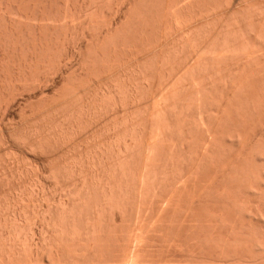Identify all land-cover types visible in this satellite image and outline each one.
<instances>
[{
	"label": "bare ground",
	"instance_id": "bare-ground-1",
	"mask_svg": "<svg viewBox=\"0 0 264 264\" xmlns=\"http://www.w3.org/2000/svg\"><path fill=\"white\" fill-rule=\"evenodd\" d=\"M73 1H74V4L73 5H70L71 4L70 3L71 0L70 1L69 0H0V96L1 97L3 96V99H5L6 97L3 94L8 93L7 91H10L9 93L13 97V95L15 96L17 94V92H19L20 90L23 93H24V91H27L26 89H29L30 91L32 89V92H34L37 89L40 90V91L38 90L40 92V94L38 96L36 94H35L36 97L33 96V98L35 99V100L33 99L34 100L33 102H31L32 101V98L30 99L29 98L30 96L28 98L31 101L26 97L30 102L27 105L26 102H28V100L26 99L27 101L26 102L24 101L25 104L23 103V106L25 105V109H22L21 107H23V106L21 105V107H20V105H19V107L22 109V110L20 109L22 114L24 112L29 111V112H27V114L26 113H24L25 115L23 114L25 117L27 115H29V117H30V115L33 116L35 114V113H32L33 111L34 112L36 110L39 111V110H41L40 108L50 105L49 103H51L53 101L56 103L57 101L63 100V99H65L68 96L69 97H72V96H70L71 94L72 95H74V93L77 94L78 93L77 91L79 89L80 90L81 89H84L82 87L86 86L87 84L89 85V83L92 82V80H93L92 78H94V77L95 78L96 77H99L100 78L102 75H104L106 73L109 74V72H112L115 69H116V71H118L117 70L118 68L121 69L123 66H125V64L127 62L131 61L133 58H136V57L138 58V56L140 54H144L145 52L150 51L154 46L158 45L161 41H163L162 40L163 36L165 38H166V36H167V38H169L170 36L168 37L167 33H165V30H166V32H169V31H171L172 33L175 32V35H176V32L180 31L182 28L185 29V28H187L189 26H192V25L198 24L200 22H204V21L208 22L207 20H210V22H212L211 19L213 17L215 18L216 14L218 13V9L220 11L221 10V7L225 8L223 6L225 3L227 5L228 4L229 5L231 4L230 3L231 0H73ZM243 1H247V4H249L253 0L252 1L251 0L250 1L249 0H243ZM232 2H233V0H232ZM234 2H236V0ZM233 3L231 4L232 6H233ZM255 3H254V5H256ZM261 3H262V1H261ZM234 5H235V3H234ZM236 5H237V3H236ZM251 5H253V4H251ZM252 7H254V6H252ZM107 8H108L107 12L109 11V15H105L104 14V10L106 11ZM228 8H230V7L228 6ZM234 8H235V6H234ZM234 8H232V9H234ZM258 8L256 7V9H258ZM99 10H102L101 13L103 12V14L106 17L104 18V21L105 22L104 21H101V22L99 21V24H98V22H96V24L100 25V26H98V25L96 26L95 25V20L93 21L94 23L92 22V20L96 16L98 17L99 14H100L99 17L101 16V13L100 12H97ZM253 10H255V9L253 8ZM261 10H262V8H261ZM261 10H260V14H261V16H263ZM256 11H257L255 13L256 14V17H257V15L260 16V14H257V13H259L258 10H256ZM246 12L248 13L249 11H246ZM252 12L253 13L251 15L253 16V14H254L255 11H252ZM97 13H99V14H97ZM103 14H102V16H103ZM218 14H220V12ZM249 14H250V12H249ZM16 15H17V17H20L19 15H21V17L24 18V19L27 18V22H26V24L24 26H23V23H22L24 21H22L20 18L17 19ZM251 15H248V16H250V18H252ZM102 16H101V20L103 19ZM118 17L120 18V21H118L119 20ZM242 17H245V16H242ZM256 17L254 16V18H256ZM254 18L253 19H250L249 22L253 21ZM258 18L260 19L261 17H257L256 19L258 20ZM97 19H99V18H97ZM69 20H72L73 22L72 21L71 22L73 24L70 25L69 23H71V22L68 23ZM239 20L241 22V19H239ZM20 21H22V22H20ZM263 21H264V19H263ZM206 22H204V23L206 24ZM242 22H241V24H242ZM245 22L243 24H246ZM100 23H104V24H100ZM204 23H203V25H204ZM234 23H239V22H234ZM252 23H250V25L248 23L249 27L246 28V29H244V30L240 27L241 29H238V31H235V29H234V31L232 30L233 33H232V31H231V33L227 31V33L229 34V37L225 35L226 38H228V39H226V38L223 39L222 41L226 40V41H224L225 43H223V44H220L221 42L218 43V40H217L218 37H216L217 39H214V37H213L214 35H213L212 37H213L214 40H216L217 44H215L216 42H212L211 45L208 44V47L205 45L207 49H203V48H205L203 46H202V48H200L199 47L200 45L199 46H196L197 49L199 48V51H198L199 56H198V58L199 57L200 58H199L198 61H200V60L201 61L197 63L198 65L196 64L197 65L196 67H194V65H192V67H194V68L192 69V67H191V70L189 69L190 66H189V68L186 67L188 69V71L190 70L189 71V74L185 70L188 75L183 73L184 75H186V77L184 75H182V74H179V75H181V77L184 76L185 78H188L187 76H189V78L187 79V81L190 82V84L189 83H187L189 85L182 84V82H184V80H185L184 77H183L182 80L180 82L178 81L179 83H177V85L179 84V85L183 86L182 88L180 86H175V84H173V86L175 87V90H173L174 93L171 91L172 96H170V94H169V96H164L165 98L162 96L164 98L163 99V104L164 105L161 104L162 102L161 103L159 102L160 100L159 101L157 100L160 103V104L159 103L158 104L159 105H162V108L160 106L159 112L154 113L156 115H154L153 116L154 117L153 120H151V121H153V124H155V125L152 124L153 125V128H155V127L157 128L158 127L157 125H160L159 127H165V130L167 129L168 131L169 130L172 131L173 129H177L179 127V128H181V129H178V130H180L179 133L180 132L181 133H183V132L186 133V131H188V130H185V128L191 127V126H193V124L197 127V128L194 127L196 129V132L194 130H193L194 132L192 131V133H194L193 136H192V133L190 132L191 130L188 131V132L191 133V136H187L184 133L182 134L183 135L182 141H184V142L182 143L181 147L180 146H178V147L176 146L179 150L178 149H176V150L175 149H173V150L170 149L172 151L171 152L168 151L169 154L171 153V156H172L170 158L171 159L170 163L169 162H166V160L169 159V158H166V160L164 159L166 165L171 164V166H173V167H171L169 165V167H167L165 169L167 171L170 170L169 172H167V171L164 172L166 174L168 173V175H166V174L163 173L165 177L168 176L166 178V180H168V178H170V179H169V181H166V180H164L165 178H163L164 176L162 175V180H164L162 182L169 183L171 181L170 183L172 185L169 184L171 187L173 185H174V187H176L175 186L176 185L175 183L178 180H180L182 178V176L184 175V173H183V171H184L183 170L184 164L183 163H185V162L187 163L186 160L189 159L187 157L190 154H192V152H193V150H191V149H193V147L196 146V144H195V146L193 145V147H192V144L196 143V141L198 142L199 141V138L202 136V134L205 133V132H203L204 131L203 128H204V125H205V123H204L205 120L208 117H211L212 116V114H213L212 111L213 112L215 111L214 110V107L216 109L217 108L216 106H218V104H220V103L222 104L221 100H222V98H224V97H222L224 95L223 94V91H224V89H226L225 91H227V88L226 87H223L222 83H220L221 81H224V80H220V82L219 81L211 82L212 85H210L209 87L212 86L211 89L213 91L211 90L212 93H210V91H208L209 89H208V86L207 85H208L209 82L208 83L206 82V81H208L206 75L207 74L210 75V73H211L212 78L214 77V79H215V77H216V79L217 78L220 79L221 78V74L224 75V72H223L224 70L222 68L224 66L225 67L228 66L227 64H226L227 65L226 66L224 62H227L228 63V61L229 62L231 61L232 63L233 62L234 63L235 62L238 63L239 61H241L243 63V61H246V60H251V61L253 60L252 62L254 64L255 63L254 61H256V60L259 59V58H257L258 55L259 54L261 55V51L258 54L257 53L253 54V52L254 51L256 52L258 47L260 48V41L264 40V33H263L264 32L263 31L264 27L261 30V32L263 31L261 33V32H258V30H255L256 27L254 28V26H251ZM216 24H217V22H216ZM239 24L238 25H235V26H238L239 27ZM203 25H201V26H203ZM207 25L210 26V24H207ZM248 25H246V26H248ZM197 27L198 26H196V28L194 27V29H197ZM211 27H213L212 24H211ZM216 27H215V29H217L219 26L217 28ZM229 27H232V26H229ZM261 27H259V28L261 29ZM253 28H254V31H253ZM206 30H207V28H206ZM222 30L224 31V28ZM190 31H191V29H190ZM202 31H203V29H202ZM207 31L209 32L210 30H207ZM171 32H170V34H171ZM204 32H206V31H204ZM220 32H221V29H220ZM220 32H219V34H220ZM254 32H257V33H255V34H257L255 37L252 36V34ZM197 33H198L197 35H199L200 41H202L201 39L203 37H200V35H202V33L200 32V34H199V31ZM206 35H208V34L206 33ZM217 35H218V32H217ZM203 36H204V34H203ZM194 37H195V34H194ZM197 38H198V36H197ZM205 38H206V36H205ZM219 38H221L220 35H219ZM254 39H256V40H254ZM84 40H87V41H85L87 43H84L83 42ZM198 40L199 39H197L196 42H199ZM207 40H205V41H207ZM194 41H195V39H194ZM92 42H94V43L92 44ZM196 42H195V45H198L199 43H196ZM208 42H209V40H208ZM202 43H204V41ZM159 46L160 45H158V47ZM182 46H185V45H182ZM162 47L164 48V46H162ZM185 48H186V46H185ZM261 48H262V46H261ZM154 49H157V48H154ZM188 49H190V48H188ZM186 50H187V48L185 49V51ZM194 51H195V48H194ZM171 52H172V50H171ZM191 52L189 54H187L188 55V58H189V55L191 54ZM181 53H179V56H180ZM155 54H152V55H155ZM174 54H176V53H174ZM174 54H173V57L172 58L177 57L176 55L174 56ZM170 56H171V53H170ZM170 56H168V57H170ZM190 56H192V55H190ZM261 56H260V58L262 59ZM168 57L165 58V59L167 60ZM263 57H264V55H263ZM137 58H136V60H137ZM179 58H181V57H179ZM188 58H184L183 61L185 59H188ZM177 59H178V57L176 59H172V60H174V62L176 60V62H177ZM152 60L154 61L156 59L153 58ZM134 61H133V63H135ZM142 61H143V59H142ZM163 61H165V60H163ZM179 61H181V60L179 59ZM149 62L146 63V64L148 65L152 61L150 63ZM159 62H160V60H159ZM256 62L259 63L260 62V59H259V61H256ZM153 63H157V61H155ZM170 63H168V64H170ZM178 63L179 62H177L175 64H178ZM191 63H192V61H191ZM247 63H248V61H247ZM250 63L247 66L246 65H243V66H246V69L245 68H242L244 70H242L241 73L238 71L241 68L240 69H237V70L236 69L231 70L232 72L230 71L231 73H229V76H231V75L233 76V74H236L237 72H239L240 74H243V75L244 74H251V75L258 74L259 76H262L263 75L262 77H264V68H262V67H259V68L256 67V69L258 68V70L255 69V71H254V69H253L254 67H251L253 64L250 66ZM158 64L159 63H157V65ZM180 64H181V62L178 64L179 65V68H181L180 67ZM222 64L224 66H222ZM127 65H129V63ZM152 65H151V67H153ZM171 65H173V64L171 63ZM181 65H182V68H183L184 67L183 64H181ZM230 65H233V64H230ZM230 65H229V67H230ZM240 65H242V64H240ZM139 66H141V65H139ZM156 66H155V68L157 70L158 68ZM249 66L253 69L252 70L250 68L251 69V73L248 72V70H247L249 68ZM132 67L133 66H131V68ZM134 67H135V65H134ZM165 67H166V65H165ZM233 67H232V69H233ZM236 67L239 68V66H236ZM167 68H168V66H167ZM150 69L151 68H149L148 70H150ZM156 70H154V71H156ZM170 70H171L172 73L175 72L172 68L168 69V71H170ZM116 71H114V72H116ZM120 71H119V73H120ZM165 71L167 73V69ZM226 71H228L227 68H225V72ZM253 71H254V73H253ZM126 72H127V69H126ZM138 72L140 73V71H138ZM150 72H151V70H150ZM142 73H141V75H142ZM124 74H126V73L124 72ZM152 74H153V72H152ZM141 75H139V76H141ZM146 75H148V73ZM146 75H144V76L146 77ZM154 75H155V73L152 75L153 76L152 77L153 79H154ZM164 75H165V72H164ZM172 75L173 74H169L170 77L168 75L167 76L165 75L166 76V80H168V77L171 80L172 79L171 78ZM174 75H176V74L174 73ZM58 76H59V78H58ZM109 76H110V74H109ZM162 76H163V74H162ZM211 76H209V81H211L210 80L211 79L210 78ZM232 76H231V78H232ZM245 76H247V75H245ZM248 76H250V75H248ZM253 76H255V75H253ZM114 77H116V75ZM145 77H144V83H145ZM149 77H150V75H149ZM118 78H120V77H118ZM150 78H148V76L146 77V79H148V80H150ZM227 78H225V79L227 80ZM231 78H230V80H231ZM57 79H58V81H57ZM96 79H98V78H96ZM103 79H105V78H103ZM120 79H122V78H120ZM123 79H126V78L124 77ZM175 79H176V76H175ZM175 79H172V80L175 81ZM219 79H217V80H219ZM223 79H224V77H223ZM148 80H146V82H149ZM131 81H133V80H131ZM160 81L163 82V81H165V79L164 80L161 79ZM160 81H159V83H160ZM187 81H185V82H187ZM124 82H125V80H124ZM126 82H128V81H126ZM134 82L135 81H133V83L131 84L132 86H133ZM228 82L229 81H227V83ZM114 83H117V82H114ZM114 83L112 84V82H111V85L117 86ZM140 83H141V80H140ZM140 83H136L135 82V85L138 84V86H137L138 88L136 86L135 87H130L128 85V87H130V88H124L123 89L124 84H123V87L122 88H121V85L119 86V88L118 87H114V88H117V89H114L113 90V93L109 89L111 91V93L109 92L111 94V95L109 94L111 96V99H113L115 102H117L119 100L116 103L117 107L119 106L118 105L119 102H121L120 105L122 107L121 110H123V112L124 111H128V109H129V106L126 105V102L127 101H128V104H129V101L130 100L133 101V102L134 101L137 102L140 99L139 96L142 94V92H141L140 89H142V88H139V87L144 86L143 83L141 85H139ZM150 83H151V81H150ZM163 83H165V82H163ZM224 83H225V81L223 82V84ZM162 84H159V87ZM111 85H109V86H111ZM145 85H146V83H145ZM167 85H172V84L170 83V84H167ZM166 86H164V89H165ZM225 86H228L229 87V85H227V84ZM89 87H91V83H90V86ZM174 87L171 88V86H170L171 89H174ZM176 87L177 88L180 87L181 90L179 89V90L176 91V89H177ZM86 88H88V87H86ZM131 88H133V89H131ZM146 88H145V90H146ZM149 89H150V87H149ZM151 89H152V87H151ZM168 89H169V87H168ZM142 90L145 92L144 89H142ZM166 90H167V88H166ZM166 90H164V93H165ZM30 91H29V95H31L30 94L31 93ZM87 91H88V89H87ZM147 91H149V90H147ZM21 92H20V94H21ZM103 92L104 91H102V93ZM156 92H157V90H156ZM161 92H162V90H161ZM167 92L170 93V90L167 91ZM262 93H264V91H262ZM154 94H153V96H154ZM102 95H101V97H102ZM105 95H106V92H105ZM149 95H151V97H152L151 92H149ZM157 95H159V94H157ZM207 95L210 96V97H208ZM7 96H8V94H7ZM106 96H108V95H106ZM110 96L107 97L108 99L106 98L107 102L110 100L109 99ZM12 97L9 96V99L12 100L11 99ZM76 97L77 96H75V98ZM80 97H79V99L81 100L84 96L82 97V94H81ZM89 97L87 96V98H89ZM144 97H145V94H144ZM144 97L142 95L141 98H144ZM148 98H149V96H148ZM68 99L70 100V98H68ZM103 99H104V97H103ZM116 99H117V101H116ZM155 99H157V98L155 97ZM158 99H160V98H158ZM71 100H73V99H71ZM77 100H78V98H77ZM106 100H103V102L104 101L106 102ZM113 100H111L109 102V104L111 102H113ZM140 100H142V99H140ZM140 100H139V102H140ZM2 101H4V100H2V98H1V103H0L1 105L3 104ZM76 101H74V102H76ZM142 101H144V100H142ZM98 102H99V99H98ZM98 102H96V103H98ZM105 102L103 103V105L106 104ZM136 102H134V103H136ZM148 102H150V100ZM248 102H249V100H248ZM7 103H8V107H9L10 106L9 104L11 102L8 101ZM77 103H76V106H78ZM142 103H144V102H142ZM156 103H155V105H156ZM82 104L83 105H81V107H82L81 110L79 111V109L77 108L78 111L77 110L75 111L76 114L78 112H80L81 113V117L82 116H87L85 114H86V112H88V110L92 106V105L90 106V104H88L90 107H89L88 110H86L87 108H85V110H86V112H85V110H83L84 109L83 108L84 103H82ZM249 104H250V102H249ZM111 105L113 106L115 104L113 103ZM116 105H115V107H116ZM135 105H133L134 106V109H136L135 108ZM145 105L143 104V107H145ZM151 105H153L152 108L154 109V106L155 105L154 104H151ZM2 106L0 107V110L1 111L4 110V109L2 110V108H3ZM4 106H6V104ZM147 106H148V104H147ZM8 107H5V109L7 108L6 109L7 112L10 110V109H8ZM107 107H109V106H107ZM157 107L159 108V106H156L155 109ZM92 108H94V107H91V109ZM126 108H128V109L126 110ZM246 108L247 109H246L245 116H244L246 118V119L244 118L246 120V122H244L245 120H243V122H242V123H244V125L246 123H248V122H251L252 119L255 120V116L256 115L258 116L259 113L261 112V110L264 109V96L258 97L255 100V102H254L253 105L250 104L248 107L246 106ZM118 109H119V107H118ZM137 109H138V112L136 114L139 115L141 113V110L139 111V106L137 107ZM140 109H144V108L141 107ZM147 109L148 108L145 107L144 110H147ZM192 109H194V111H195L194 115H192V113H191ZM6 110L4 112H6ZM101 110H104V109H101ZM107 110H108V108L106 109V112H107ZM149 110H150V108H149ZM217 110H218V108H217ZM82 111L84 112V115L82 114L83 113ZM115 111H116V109H115ZM7 112H6V114L5 113H3V114L1 113L2 116H3L1 118L2 121H3V119H6L7 118V117H5L8 114ZM30 112L32 114H28ZM75 112H73V115H71L69 113L70 116H73V117H71V119L72 118L77 119L76 117L81 118L79 114H77V116L74 117ZM91 112H92V110L89 111L87 114L90 115V114H92ZM100 112H102V111H100ZM100 112H98V113H100ZM113 112H114V110H113ZM135 112H136V110H135ZM21 113H20V115H21ZM117 113H118V110H117ZM97 114L95 113V117H96ZM118 114H120V113H118ZM136 114L134 113V116H136ZM141 114L143 116L145 113L143 114V111H142ZM98 115H101V114H98ZM121 115L124 116L125 114H121ZM129 115H130V113H129ZM125 116L127 117V114ZM131 116H133V114ZM61 117H62V115H61ZM87 117L90 119L89 116H87ZM126 117H124V118L127 119ZM133 117H131V119H133ZM140 117H141V115H140ZM140 117H139L138 120H140ZM69 119H70V117H69ZM148 119H152V118L149 117ZM86 120L87 119H85V121ZM96 120L98 121V119H96ZM145 120H147V118ZM32 121H34V120H32ZM52 121H54V120H52ZM85 121L83 120V122H85ZM125 121H127V120H125ZM130 121H133V122L135 121L136 122V120H130ZM144 121H142V123ZM151 121H148V122H151ZM63 122L65 123L64 120H63ZM75 122H72V123H75ZM64 123L62 124V121H61V124L62 125H64ZM67 123H65V124H67ZM87 123H89V122L87 121L85 124H87ZM106 123H107V121H106ZM120 123L122 124L123 122L120 121ZM120 123H119V126H120ZM70 124H71V122L68 123L67 125H70ZM57 125H59V123ZM80 125H82V124L80 123ZM132 125H134V124H132ZM138 125H137L138 127H136V123H135L134 126L136 128L132 126L131 128H128V130L126 129L127 127L124 125L126 127L125 128L126 130L123 128V130L125 132V135H123V134H121V135L124 136V137L122 136V138H124L125 141L123 143V146L120 145V147L118 149V153L119 154L116 153V154H118V156L119 155L121 156V159L119 158L120 159L119 160V163H118L119 166L117 165L118 166L117 168L119 169V171L116 170V173H117V171L119 172L120 180L118 181V180L115 179L116 180V183L118 182L117 184L115 183L116 185H114L113 183H111V184H113V185H111L110 182H109V185L104 183L106 185V187L101 188L102 191H103V193H104V195L102 194V196L104 197V199L101 198V201H102V199H103V201L102 202L99 201L102 204H100V203L99 204L98 203L96 204V206H98V209H100V210L96 211L95 210V207L92 205V203H91L92 202L91 201L92 200L91 199L92 198L91 190L88 189L89 187L88 188L85 187L84 183H82L81 185H79L80 183L78 184V181L76 180L77 181V184L76 185H78V186H75L71 190L69 189L70 190V191H68L69 196H71V198L75 199L74 201H72V202H74L73 203V207H75V208H71V210L72 209L73 210L72 211L71 210L68 211V209L66 208V207H68V205L66 206V202L63 201L64 204H65L64 205L65 207L63 208V204H62V208H63L62 210L63 211H61V212L64 213L65 212L64 210L66 209V212L64 213V214H66L65 216H68L69 214L67 215V213L70 212V211L71 212H74L75 211V213H73V215H72V213L70 212L71 213V215H70L71 217L68 216V218L66 217V219H65V217L63 219H61V221H63L65 219L64 220L65 222H61L62 224L59 225V226H58V224H56L54 222V225L55 224L57 225V226H55L56 228L54 229L55 236H56V232H57V236H56L57 238H54L55 241L53 240L55 242V245H56V246L54 245L55 246V249L52 247L53 249H50L51 251L49 250V253H50L49 254L50 255V257H49L50 258L49 264H108V263L109 264H125V262H127L126 260H128L127 257L129 255V253L127 252L128 250L126 251V248L128 247L127 246V243L128 242L125 243L124 241L125 240L126 241H129L130 240L129 239V237H130L129 235L130 234L128 235V233H130L131 231L129 232L130 229H129L128 223H130L131 219L134 218L133 216H134L135 210H136V209H134L135 208L134 207V204L136 203V202H134L135 201V195L134 194H135V191H136L135 189H136V186H137L136 185V183H137L136 180H137V177L139 176V175L137 176V174H138V172H137V169L138 168L137 167H139L138 164H139V161L141 160V159H139V157H140V150H141L140 149V144H142V143H140V141H142L141 140V137L143 139V136L145 135V134L144 135H141L142 130L145 132L144 129L140 130L141 132H139L140 125H142V124L140 123ZM244 125L242 124L239 127H235V130L233 132H231V130H230L231 133H230L229 138H230V142H231V147L229 149L230 150L229 152L235 151L236 150V147L235 146H238V144H239L238 147H240V144L243 143V140L245 139V135H246L245 134V130H244L245 128L242 127ZM129 126H131V125H129ZM175 126H178V127L176 128ZM61 127H63V126H61ZM74 127H72V129H74ZM114 127H115V125H114ZM121 127H122V125H121ZM245 127L247 129V126H245ZM58 128H53V130L54 129H57L58 130ZM70 128H71V126H70ZM83 128L85 129V127H83ZM116 128H117V124H116ZM141 128H143V127L141 126ZM51 129H52V126H51ZM59 129H62V128H59ZM90 129H92V128H90ZM189 129H191V128H189ZM44 130H45V128H44ZM70 130L71 129H69L68 131H70ZM118 130H120V129H118ZM129 130H130V132H129ZM79 131H80V129H79ZM160 131L162 132L161 129H160ZM48 132H50V131H48ZM57 132H59V130ZM120 133H122V132H120ZM66 134H67V132H66ZM156 134H157V132H156ZM228 134H229V132H228ZM53 135H56L57 136V134H54V133H53ZM69 135H73V134L70 133ZM74 135H75V133H74ZM121 135L118 136L119 139H120ZM154 135H155V133H154ZM160 135L158 134V136H160ZM184 135H186L187 137L184 136ZM257 135H259V134H257ZM259 136L260 137H258V138L256 137L258 140H257V142H255L254 147H252L253 149L252 148H251L252 150L250 149L251 150V153L249 152L250 154H247L246 155L247 157L243 158L244 160H240L239 159L240 160V163H241V164L239 163L240 165H237L236 167L233 165L232 166L233 169H231V167H229L230 170H229V168L227 166L228 172L224 170L225 171V174L223 173L224 175H222V177H221L222 179L220 178L221 180H220L219 184L217 185V187H215L214 189H211L210 192L208 191L209 193L207 192L208 193L207 194L208 195L207 196L208 200L205 201L204 199H202L203 201H201L199 199L201 202L198 203V205H196L197 206V209L195 211L196 213L194 214V216L192 215L193 217H191V219L192 218H195V220L197 219V223L198 224L195 223L197 225H194L193 224V226L191 224V227H190V232L191 233L188 232L189 231V226H187L188 227L187 229L185 228V232H186V233L184 232L185 234L182 231V233L184 234V237H183V234H182L181 235L182 238L180 237L181 241L179 243L180 244L183 243V240H184L185 243H183V244H185V245H184V248H183L182 247L183 244H181V246H180L181 251H179V252H177L175 248H174L175 251H171L172 252L171 255H173L172 258L176 256L174 258V260L172 259L173 262L174 261H176V262L177 261H180L181 263H186V262L188 263L189 262L188 264H190V262H192V261H193L194 264H264V129L260 130V135ZM177 137H179V134H178ZM189 137H190V139H188ZM156 139H157V137H156ZM228 139L226 141H228ZM200 140H201V138H200ZM252 140H253V138L251 139V141ZM144 141H145V139H144ZM193 141H194V143H193ZM162 142H161V144H162ZM189 143L191 145H188ZM223 143H225V142H223ZM119 144H120V142H119ZM197 144H199V143H197ZM229 145H230V143H229ZM233 145H235L234 146L235 149L233 148V150H231V148L233 147ZM248 145H250V144L248 143ZM190 147H191V149H190ZM246 147L247 146H245V149H246ZM171 148H174V147L171 146ZM228 148L226 150V147H225V149L223 148L221 150H223V152L225 150L228 151ZM225 152L222 153V155H223L224 158L226 157V154H227V152L226 153ZM158 154H160V153H158ZM169 154H167V155H169ZM224 154H225V156H224ZM232 155H233V153H232ZM141 156H143V155L141 154ZM156 156H157V154H156ZM227 156H229V155L227 154ZM224 158L222 159V157H221L220 159L224 160ZM227 158L228 157H226L225 159H227ZM138 159H139V161H138ZM217 160H218V158H217ZM241 161H243V166H241L242 165V162ZM179 163L180 164L182 163V164L180 165ZM231 165H232V163H231ZM156 166H158V165H156ZM172 168L174 170H172ZM224 169H225V166H224ZM107 172H108V170H107ZM154 172H155V170H154ZM170 173H171V177L169 176ZM158 174H157V176H158ZM55 175H57V174H55ZM153 175H154V173H153ZM20 177H21V175H20ZM155 178H154V180H155ZM152 179H153V176H152ZM172 181H173V183H172ZM162 182H160V183L163 184V185L166 184V183L164 184ZM158 183H157V185L159 186L160 184H158ZM200 183L202 184L201 179H200V182H198V184H199L198 187H200ZM85 184H88V183H85ZM163 185H161V186H163ZM166 185H165V187L166 188L168 187L169 188L168 191L170 192V187L168 186V184H166ZM161 186H159V188H156V190L158 189L157 191H155L153 189L154 190L153 192H155L154 193L155 194L154 195L155 196V201H156V198L158 200V202L157 201L156 202L154 201L156 203L155 206L156 205L159 206L161 203H163L162 202L163 199L161 200V198L164 195L166 197H169L170 196V195L167 196L169 194V192L167 190H165V187H161ZM160 188L161 189L163 188V190H161ZM26 189H28V188L26 187ZM199 189H202V188H199ZM23 190H25V189H23ZM172 190H173V188L171 189V191ZM19 194H21V193H19ZM100 194L101 193H99V195ZM5 196H6V194H5ZM148 196H150V195H148ZM21 197H23V196H21ZM18 198H19V196H18ZM159 199L161 200L160 201L161 203H159ZM7 200H9V199H7ZM96 200H98V199H96ZM185 200H186V203H187L188 200L187 199H184V201ZM199 200L197 202H199ZM17 202H18V199H17ZM69 202H71V201L69 200ZM150 202H151V200H150ZM183 202H182V205H180L181 207L184 206V205H187V204L189 206V204H190V202L187 203V204L185 202H184L185 203L184 204ZM157 203H159V204H157ZM152 204L154 205V203H152ZM92 206L94 208H92ZM57 207H59V206H57ZM160 207H161V205L159 206V208ZM181 207L180 208L178 207V208H179L180 211L183 212L184 211V208L186 206L183 207V208H181ZM59 208H61V207H59ZM153 208H156L157 209L158 207L156 206V207H153ZM153 208H151L152 211H153ZM159 208L157 209L158 211H159ZM92 209H94V211H96L94 213L98 214L97 217H94V219H93V216H95L96 214L95 215L92 214L93 213V210ZM96 209H97V207H96ZM187 209H188V207H187ZM109 210H110V213L112 211L114 212V210H115V213L112 212V214H114L113 215V219H112V221L114 220L113 221L114 222L113 223L114 225L112 223H111V226H109L107 224V226L109 228L106 229V230H108L107 233H106V232H103V230L105 228L104 229L101 228L102 226L100 225L101 226L100 227L98 225V223L97 222H93V220H96L95 218H98V217H100V219H101V217L105 214L106 211H107L108 214H110L109 213ZM146 210H147V208H146ZM146 210H145V212H146ZM151 210H148V211H151ZM156 211L154 213H156ZM174 211H176V210L174 209ZM59 212H60V209H59ZM184 213L181 214V215L178 214V213L176 215L175 214H173V215H175L177 217H178V215L181 216V217H182V215L183 216L185 215L184 217H187L186 219L188 220L189 215L186 216V213L185 214ZM187 213H189V212H187ZM62 214H61L60 217H62ZM64 214H63V216H64ZM112 214H110L109 216H111ZM143 214H145V213L143 212ZM143 214H142V217H143ZM146 214L143 217L144 219L145 218H148V217L150 218V216L153 213L150 214V216L148 215V217H145V216H147ZM44 215H46V214H44ZM170 215H172V214H170ZM175 216L173 218L175 220H177L176 219L177 217H175ZM111 217H108V218H111ZM151 218L149 219L150 221H151ZM148 219H145V221L148 220ZM169 219H172V218H169ZM179 219H182V218L179 217ZM208 219L211 221V223L208 222L209 221ZM15 220H17V219H15ZM69 220H71V221L68 222ZM109 220L111 221V219H109ZM195 220H194V222H195ZM59 222H60V218H59ZM177 222H179V221H177ZM181 222H182V220H181ZM181 222L179 223V224H182L180 226H183L184 225L183 223H187L188 224V221L187 222L183 221V223H181ZM15 223H16V221H15ZM95 223H97V224H95ZM172 223L175 224L176 221L175 222H172ZM130 224H132V223H130ZM177 225H178V223H177ZM185 225H184V227H185ZM188 225H190V224H188ZM167 227L168 226H165V233H167L169 230L171 231V229L169 227H168L169 228L168 229ZM171 227L173 229V226H171ZM176 227L177 226L174 225V229L177 230L178 227L177 228ZM6 229H7V225H6ZM19 229L17 230V228H16V232H18ZM22 229H24V228H22ZM174 229H173V231H174ZM8 230H9V228H8ZM28 230H31V229H28ZM42 230L45 231L44 229H42ZM2 232H4V231H2ZM162 232L163 231H161V233ZM18 233H22L23 234V232H21V231H19ZM27 233H25V234H27ZM32 233L34 234L35 232H32ZM189 233H190V235H189ZM1 234L2 233H0V235ZM105 234H106V236H105ZM167 234H170V232H168ZM173 234H174V232H173ZM4 235L6 236V234H4ZM9 235H11V234H9ZM16 235L17 234L13 235V238H15L14 236H16ZM27 235L29 236V234H27ZM30 235H31V233H30ZM161 235H160V241L164 245V246L163 245H161V246L165 248L164 242L165 243L170 242V244H171V240L170 239L173 238V237L171 236V238H170L169 237L171 235L170 234L168 236V240H167L165 238L167 236L166 234H165L166 236L163 235V234H161ZM28 236H25L26 239L28 238ZM126 236H127V238H126ZM163 236H165V237L163 238ZM20 237L19 236L18 237L16 236V238H20ZM42 237H43V235L41 236V238ZM51 237H52V235H51ZM162 238L165 239V240H163ZM191 238L193 240L197 241V242L194 241V243H192L189 240ZM2 239L0 241H2ZM7 239H8V237H7ZM26 239H25V241H26ZM34 239H35V237H34ZM6 240L5 241L3 240V241L6 244H9V241H6ZM29 240H27V241H29ZM32 240H33V236H32ZM166 240H167V242H166ZM17 241H15V243H14V241L12 242V239H10V242H12V244H10V246L8 245L7 250H6V246L3 245L4 242H3V244L1 242V244L4 247L3 246L0 247V250H1V248H3V250L5 248V251L2 252L3 250H1V252H0V264H17L18 263V262L15 263L14 261L17 260L18 258H19L18 260H20V257L22 255H19V253L21 254V252H22L21 250L22 249L19 247V244L16 243ZM188 241H190L191 243H189V244H192V245L195 244V243H198L199 244V246H198L199 248L198 249H200V250H195V252L189 251L190 249H189V247H187V245H189L188 244ZM19 242H20V239H19ZM22 243L24 244L25 242H22ZM47 243H48V241H47ZM198 244H196V245H198ZM25 245H26V243H25ZM125 246H127V247H125ZM158 247H156V249ZM160 247L158 249L161 250ZM167 247H168V243H167ZM172 247L173 246H171V248H168L169 250L166 249L165 251H163L164 250V248H163L162 252H165L164 255H159L161 252L160 253L158 252L159 254L156 252V251H160V250H156V251L153 250V253L152 254L153 255L155 254L156 256L155 257H153V255H151V256L149 255V256L151 258L153 257L154 260L156 261L157 258H158L157 257V254H158L159 260H162V258L160 256H164L163 257L164 258L163 261H165L166 259H167V261H169L168 258H165V256L168 257V253H170V250H173ZM175 247H176V245H175ZM196 247H195V249H197ZM48 248H49V246H48ZM130 248H129V251L131 250ZM37 249H38V252H39V249H40L39 248V245L37 246L36 245V242H34V244H32V242H31V244H29L27 246V249L25 248V252L24 253L22 252V254L25 256V257L23 256L22 258H25V260L27 259L26 260L27 261L26 264H29L28 263L29 260H31V259L34 260L35 257L37 258V253H38L37 252ZM124 252H125V258H126V259H124L125 261L123 260V257H124L123 254H124ZM40 256H41V254L38 256V258ZM42 257L43 256H41V258ZM144 257H146V255H142L139 260L137 259L138 260L137 262H140L142 259L144 261L146 259V258L144 259ZM169 257H171V256H169ZM36 258H35V261L36 262H37V260L39 261L40 258L39 259H36ZM153 258L151 260H150V258L149 259L147 258V260H145V262L142 261L143 263L142 262L141 263L142 264H147V262H150L151 264H155L156 263L155 261H154L155 263H152L151 262L153 260ZM163 261H161V262L163 263ZM40 262H41V260H40ZM161 262L159 261L160 264H162ZM166 262H164V263H166ZM169 262H171V260ZM150 263H148V264H150ZM157 263H158V260H157ZM31 264H34V263H31ZM126 264H128V263H126ZM171 264H172V262H171ZM178 264H179V262H178Z\"/></svg>",
	"mask_w": 264,
	"mask_h": 264
},
{
	"label": "rangeland",
	"instance_id": "rangeland-1",
	"mask_svg": "<svg viewBox=\"0 0 264 264\" xmlns=\"http://www.w3.org/2000/svg\"><path fill=\"white\" fill-rule=\"evenodd\" d=\"M70 1V0H69ZM235 0H233V2H234ZM250 1V0H249ZM252 1V0H251ZM254 1V2H253ZM251 3H249V4H247V1H243V0H236V2H234L235 3V5H234V3L232 2V0H231V4L233 3V6L230 4H224L223 6L226 8H223V7H221V10L219 11V9H218V13L220 12V14H218L217 12V14H216V16H215V18L213 19H211V21L212 22H210V20H207L208 22H206V21H204V22H206V24L204 23V22H200V23H198V24H195V25H192V26H189V27H187V28H182L180 31H178V32H176V35H175V32H171V31H169V32H166V30H165V33H167V35H168V37L169 38H167V36H166V38L163 36V38H162V40L163 41H161L158 45H160L159 47H158V45H156V46H154L150 51H147V52H145L144 54H140L139 56H138V58H137V60H136V58H133L131 61H129V62H127L126 64H125V66H121L122 68L120 69V68H118L117 70L118 71H116V69L114 70V71H116V72H114V71H112V72H109V74H110V76H109V74H104V75H102L100 78L99 77H96V78H98V79H96L95 77L94 78H92L93 80H92V82H90L91 83V87H89L90 86V83H89V85L87 86H84V87H82V88H84V89H79L77 92V94H75L74 93V95H70V96H72V97H66L65 99H63V100H59V101H57L56 103L53 101V102H51V103H49L50 105H48V106H45V107H42V108H40L41 110H39V111H33L32 113H35L33 116L32 115H30V117H29V115H27L26 117L24 116L25 114L24 113H26L27 114V112H29V111H27V112H24L23 114L21 113V110L22 109H25V105L23 106V103H24V101L26 102L29 98L31 99L32 98V101L31 102H33L35 99L33 98V96H35L36 97V95L38 96L39 94H40V90L39 89H37V90H35L34 92H32V89H31V91L29 90V89H26L27 91H24V93L23 92H21V90L19 91V92H17V94L14 96L13 95V97H12V95L9 93L10 91H7L8 93H6V94H3L6 98L5 99H3V96L1 97L0 96V103H1V98H2V100H4V101H2L3 102V108H2V110L3 111H1L0 110V233H2L0 236V238L2 239V241H0V247H2L3 245L4 246H6V250H7V247H8V245L10 246V244H12V242L14 241V243H15V241H17L16 243L17 244H19V247L22 249H20L23 253L25 252V248L27 249V246L29 245V244H31V242H32V244H34V242H36V245L38 246L39 245V252H38V249H37V258L36 259H39V261L37 260V262L35 261V258H34V260L33 259H31V260H29V264H31V263H36V264H49V262H50V253H49V250L50 249H55V239L54 238H57L56 236H57V232H56V236H55V232H54V229L56 228L55 226H57L56 224H58V226L59 225H61L62 223L61 222H65L64 220L66 219V217L68 218V216H70L71 215V213H72V215H73V213H75V211L74 212H71L72 210H71V208H75V207H73V203L74 202H72V201H74L75 199H73V198H71V196H69V193H68V191H70L71 189H73L75 186H78V185H76L77 184V181H78V184L79 185H81L82 183H84V185H85V187H89L88 189H90L91 190V193H92V205L95 207V210L96 211H98V210H100V209H98V206H96V204L98 203H100L99 201H101V198H103L104 199V197L102 196V194L104 195V193H103V191H102V189L101 188H103V187H106V185L105 184H108L109 185V182H110V184L111 183H113L114 185H116L117 183H116V180H120V175H119V169L117 168L119 165H118V163H119V160L121 159V156L119 157L118 156V149H119V147H120V145L121 146H123V143H124V141H125V139L124 138H122V136L123 135H125V132H124V130H123V128L125 129L126 127V129L128 130V128H131L132 126L133 127H135L134 125H135V123H136V127H138L139 125L138 124H142V125H140V128H141V126L143 127V128H139V132H141L140 130H142V129H144L145 130V132L142 130V132H141V135H144L143 136V139H142V137H141V140L142 141H140V143H142V144H140V157H139V159H141L140 161H139V159H138V161H139V167H137L138 169H137V172H138V174H137V183H136V191H135V201L134 202H136L135 204H134V209H136L135 210V214H134V218H132L131 219V221H130V223H132V224H130V223H128V226H129V232L130 233H128V235L130 236H128L129 237V241H124L125 243H127V246L131 249L130 251H129V248L127 247V246H125V247H127L126 248V251L129 253V255H128V257H127V259L128 260H126L127 262H125V264L126 263H128V264H142L143 262H145V260H147V258L149 259L150 258V260L153 258V257H155L156 255L154 254H152L153 253V250L154 251H156V250H160V249H158L161 245H163L162 244V242L160 241V235L161 234H163V235H165V236H163V238L165 237L167 240H168V236L171 238V236L173 237V238H171L170 240H171V244H170V242H167V240H166V242L168 243V247H167V243H165L164 241V244H165V248L164 247H160L161 248V250L160 251H156L157 253L159 252H161L159 255H164L165 254V252H162V250H163V248H164V250L163 251H165L166 249H168V248H171V246H173L172 247V249L173 250H170V253H168V257H166L165 256V258H168V260L170 261L171 260V262H172V264H178V262H179V264H186V263H181L180 261H172V259L174 260V258L176 257H173L172 258V256L173 255H171V251H175V249H176V251L177 252H179V251H181V248H180V246H181V244H183V243H185L184 242V240H183V243H179L180 241H181V239H180V237H181V235L185 232V228L187 229L188 227L187 226H189V231L188 232H190V227H191V224H192V226H193V224L194 225H197L198 223H197V219L195 220V218H192L191 219V217H193L194 216V214L196 213L195 211H196V209H197V206L196 205H198V203H200L201 201H203L202 199H204L205 201L206 200H208V198H207V194L211 191V189H214L215 187H217V185L219 184V182H220V180L222 179L221 177H222V175H224L225 174V171H227L228 172V168L229 167H231V169H233V165L236 167L237 165H240L241 163H240V160H244L243 158H245V157H247L246 155L247 154H250L251 153V150L253 149L252 147H254V145H255V142H257V138L258 137H260L259 135H260V130H262V129H264V109H262L261 110V112L259 113V117L257 116H255V120L254 119H252L251 120V122H248V123H246L245 125H244V123H242L243 122V120H245L246 118L244 117L245 116V112H246V106L248 107L250 104H254V102H255V100L258 98V97H261V96H264L263 94L264 93H262V91H264V77H262V76H259L258 74H253V75H255V76H253V75H251V74H240L241 72H242V70H244V69H242V68H245L246 69V66L250 63V66L253 64V60L251 61V60H246V61H243V63L241 62V61H239L238 63H232L231 61V63L228 61V63L227 62H224L225 63V65L227 66V67H225L223 64H222V66H224L222 69L224 70L223 72H224V75H222L221 74V78L219 79V78H217V79H219V80H217L216 79V77H215V79H214V77L212 78V76H211V73H210V75L209 74H207L206 75V77H207V80L208 81H206L207 83H208V91H210V93H212V89H211V87H209L210 85H212L211 84V82H216V81H219L220 82V80H224L225 81V83L223 84V82L224 81H221L220 83H222V85H223V87H226L227 88V91H225L226 89H224V91H223V96L222 97H224V98H222V100H221V102H222V104L220 105V104H218V106H216L217 108H218V110H217V108L215 109V107H214V112L212 111V116L211 117H208L206 120H205V125H204V128H203V132H205V133H203L202 134V136L200 137L201 138V140H200V138H199V141L197 142L196 141V143H194V141H193V143L194 144H192L191 142V144H192V147H193V145L195 146V144H196V146L195 147H193V149H191V147H190V149L191 150H193V152H192V154H190L187 158H189V159H187L186 161H187V163L185 162V163H183L184 164V168H183V173H184V175L182 176V178L180 179V180H178L175 184V186L176 187H174V185L171 187L169 184H171L170 182L169 183H167V182H165L166 184H168V186L170 187V192L168 191L169 190V188L167 189L166 187H165V183L164 182H162V181H164V180H166V178L168 177V176H164V174H166V173H164V172H166L167 170H165L167 167H169V165L171 166V164H168V165H166V163H165V160H166V158H171L172 156H171V153L169 154V152H171L173 149H178L177 147L178 146H180L181 147V145H182V143L184 142V141H182V139H183V133H179V131L180 130H178V129H181V128H179L178 126H175L177 129H173L172 131L171 130H165V127H159L160 125H157L161 130H162V132L160 131V129L157 127H155V128H153V125H155V124H153V121H151V120H153V116L154 115H156V114H154V113H157V112H159V110H160V106H161V108H162V105H159L161 102V104H163V99L165 98L164 96H169V94H170V96H172V93H171V91L173 92V90H175V87L173 86V84H175V86H180L181 88L183 87V86H181V85H177V83H179L181 80H182V78L185 76L186 77V75H184V74H189V71L191 70V67H192V65H194V67H196L198 64V62H200V61H198L199 60V58H198V56H199V54H198V51H199V48L197 49L196 48V46H199L200 48H202V46L203 47H205V48H203V49H207L206 48V46L208 47V44L209 45H211L212 44V42H216V40H214V39H217L216 37H218V43H220V44H223V43H225L224 41H226V40H224V41H222L223 39H225L226 38V36H228L229 37V34L227 33V31L228 32H230L231 33V31L233 30L234 31V29H235V31H238V29H246V28H248L249 27V25H250V23H252L253 21V25L251 24V26H254V28H255V30H258V32H261V30L263 29V23H264V21H263V19H264V0H253ZM261 1H262V3H261ZM73 2V3H72ZM241 2V3H240ZM256 2V3H255ZM259 4H258V3ZM71 4L70 5H73L74 4V1L73 0H71V2H70ZM228 3V2H227ZM236 3H237V5H236ZM254 3L256 4V5H254ZM251 4H253V5H251ZM262 4V5H261ZM17 5V4H16ZM228 6L230 7V8H228ZM234 6H235V8H234ZM252 6H254V7H252ZM234 8V9H232V8ZM252 7V8H251ZM256 7L258 8V9H256ZM106 8V7H105ZM249 8V9H248ZM253 8L255 9V10H253ZM261 8H262V10H261ZM228 9V10H227ZM231 9V10H230ZM103 10V9H102ZM102 10H99V11H97V12H100L101 13V11ZM107 10H108V8L106 9V11L104 10V14L105 15H109V11L107 12ZM251 10V11H250ZM256 10H258V12L259 13H257V14H260V10H261V12H262V14H263V16H261V14H260V16H258L257 15V17H261L260 19L258 18V20L256 19L257 17H256ZM246 11H249L250 12V14H249V12L247 13ZM252 11H255L254 12V14H253V16L251 15L253 12ZM107 13V14H106ZM97 14H99V13H97ZM102 14H103V12L101 13V16H102ZM103 14V19L101 20V16L99 17V15H98V17L97 18H99V19H97L95 16V18H93V20H92V22L95 20V25L97 26L98 24H99V21L101 22V21H104V18L106 17L105 15ZM243 14V15H242ZM245 14V15H244ZM18 15V14H17ZM17 15H16V17H17ZM96 15V14H95ZM245 16V17H242V16ZM248 15H251L252 16V18H250V16H248ZM20 17H17V19L18 18H20L22 21H24V22H22V21H20V22H22L23 23V26L26 24V22H27V18H22L21 17V15H19ZM254 16L256 17V18H254ZM108 17V16H107ZM217 17V18H216ZM241 19V22H242V24H241V22H240V20L239 19ZM254 18V20L253 21H251V22H249V20L250 19H253ZM118 21H120V18L118 17ZM217 19V20H216ZM244 19V20H243ZM248 19V20H247ZM97 20V21H96ZM107 20V19H106ZM262 22H261V21ZM72 20H69L68 21V23L69 22H71ZM219 21V22H218ZM246 21V22H245ZM258 21V22H257ZM73 22V21H72ZM69 23L70 25L71 24H73V23ZM96 22H98V24H96ZM105 22V21H104ZM210 22V23H209ZM216 22H217V24H216ZM234 22H239V23H234ZM246 23V24H243V23ZM30 23V22H29ZM94 23V22H93ZM203 23H204V25H203ZM223 23V24H222ZM248 23H249V25H248ZM100 24H104V23H100ZM207 24H210V26L209 25H207ZM211 24H212V26L213 27H211ZM220 24V25H219ZM229 24V25H228ZM233 24V25H232ZM239 24V27L238 26H235V25H238ZM255 24V25H254ZM263 24V25H262ZM201 25H203V26H201ZM219 27H218V26ZM246 25H248V26H246ZM260 25V26H259ZM98 26H100V25H98ZM196 26H198L197 27V29H194V27L196 28ZM201 26V27H200ZM218 28H217V27ZM229 26H232V27H229ZM261 27V29L259 28V27ZM166 27V26H165ZM200 27V28H199ZM203 27V28H202ZM210 29H209V28ZM215 27L217 28V29H215ZM221 27V28H220ZM241 27V28H240ZM245 27V28H244ZM206 28H207V30H210L209 32L206 30ZM224 28V31L222 30ZM232 28V29H231ZM254 28H253V31H254ZM190 29H191V31H190ZM193 29V30H192ZM202 29H203V31H202ZM212 29V30H211ZM214 29V30H213ZM220 29H221V32H220ZM231 29V30H230ZM237 29V30H236ZM183 30V31H182ZM199 31V34H200V32L202 33V35H200V37H203L201 40L202 41H200V38H199V35H197L198 33V31ZM201 30V31H200ZM260 30V31H259ZM185 31V32H184ZM194 31V32H193ZM204 31H206V32H204ZM216 33H214V32ZM233 31H232V33H233ZM240 31V30H239ZM263 31H264V29H263ZM262 31V32H263ZM170 32H171V34H170ZM191 32V33H190ZM217 32H218V35H217ZM219 32H220V34H219ZM261 32V33H262ZM164 33V34H165ZM181 33V34H180ZM193 33V34H192ZM206 33L208 34V35H206ZM213 33V34H212ZM226 33V34H225ZM255 33H257V32H254L253 34H252V36L253 37H255L257 34H255ZM260 33V34H261ZM264 33V32H263ZM194 34H195V37H194ZM203 34H204V36H203ZM172 35V36H171ZM175 35V36H174ZM179 35V36H178ZM190 35V36H189ZM193 35V36H192ZM198 36V38H197V36ZM214 35V36H213ZM219 35H220V37L221 38H219ZM226 35V36H225ZM181 36V37H180ZM185 36V37H184ZM205 36H206V38L209 40V42H208V40L205 38ZM209 36V37H208ZM214 37V39H213V37ZM259 36V35H258ZM257 36V37H258ZM173 37V38H172ZM193 39H192V38ZM189 38V39H188ZM210 38V39H209ZM212 38V39H211ZM175 39V40H174ZM181 39V40H180ZM194 39H195V41H194ZM197 39H199L198 41L199 42H196L197 41ZM226 39H228V38H226ZM188 40V41H187ZM205 40H207V41H205ZM214 40V41H213ZM220 40V41H219ZM254 40H256V39H254ZM85 41H87V40H84L83 42L84 43H87V42H85ZM167 41V42H166ZM204 41V43H202ZM264 40H262V41H260V48L258 49L257 48V51L255 52H253V54H255V53H259L260 51H261V55L259 54L258 55V57L257 58H259L260 59V62L258 63V62H256V61H259V59L258 60H256V61H254L255 63V65L253 66H251V67H254L253 69H254V71H255V69H256V67H262V68H264L263 66H264V57H263V55H264V42H263ZM170 42V43H169ZM182 42V43H181ZM195 42L196 43H199L198 45H195ZM94 42H92V44H93ZM165 43V44H164ZM192 45H191V44ZM202 44V45H201ZM215 44H217V42L215 43ZM219 44V45H220ZM182 45H185L186 46V48H187V50L185 51V46H182ZM206 45V46H205ZM162 46H164V48L162 47ZM182 46V47H181ZM194 46V47H193ZM261 46H262V48H261ZM154 48H157V49H154ZM160 50H159V49ZM175 48V49H174ZM185 48V49H184ZM188 48H190V49H188ZM193 48V49H192ZM194 48H195V51H194ZM178 49V50H177ZM180 49V50H179ZM171 50H172V52H171ZM168 51V52H167ZM170 51V52H169ZM174 51V52H173ZM177 51V52H176ZM192 51V52H191ZM197 51V52H196ZM205 51V50H204ZM149 52V53H148ZM151 52V53H150ZM182 52V53H181ZM186 52V53H185ZM191 52V54L190 55H192V56H190L189 55V58H188V55L187 54H189ZM196 54H195V53ZM263 52V53H262ZM156 53V54H155ZM170 53H171V56H170ZM174 53H176V54H174ZM179 53H181L180 54V56H179ZM152 54H155V55H152ZM168 54V55H167ZM173 54H174V56L176 55L177 57H178V59H177V62H181V64H183V68H182V65L180 64V67L181 68H179V63L178 64H175V63H177L176 62V60H175V62H174V60H172V59H176L177 57H174V58H172L173 57ZM256 54V55H257ZM146 57H145V56ZM183 55V56H182ZM168 56H170V57H168V61L165 59V58H167ZM187 56V57H186ZM260 56L262 57V59L260 58ZM164 57V58H163ZM179 57H181V58H179ZM191 57V58H190ZM254 57V56H253ZM156 59V60H152V59ZM170 58V59H169ZM184 58H188V59H185L184 61L187 63H185L184 61H183V59ZM142 59H143V61H142ZM145 59V60H144ZM149 59V60H148ZM158 59V60H157ZM165 60V61H163V60ZM179 59L181 60V61H179ZM191 59V60H190ZM139 60V61H138ZM153 66V67H151V65L150 64H146V63H148L147 61ZM159 60H160V62H159ZM170 60V61H169ZM172 60V61H171ZM187 60V61H186ZM133 61L135 62V63H133ZM155 61H157V63H159L158 65H157V63H153V62H155ZM183 61V62H182ZM191 61H192V63H191ZM197 61V62H196ZM247 61H248V63H247ZM167 62V63H166ZM173 64V65H171V63ZM174 62V63H173ZM129 63V65H127ZM133 63V64H132ZM164 63V64H163ZM168 63H170V64H168ZM245 63V64H244ZM247 63V64H246ZM144 64V65H143ZM163 64V65H162ZM175 64V65H174ZM186 64V65H185ZM197 64V65H196ZM230 64H233V65H230ZM236 64V65H235ZM238 64V65H237ZM240 64H242V65H240ZM133 66L132 68H131V66ZM134 65H135V67H134ZM139 65H141V66H139ZM143 65V66H142ZM157 65V66H156ZM163 68H161L160 66ZM165 65H166V67H165ZM229 65H230V67H229ZM235 65V66H234ZM243 65H246V66H243ZM262 65V66H261ZM127 66V67H126ZM155 66L159 69H157L156 70V68H155ZM164 66V67H163ZM167 66H168V68H167ZM171 66V67H170ZM189 66H190V68H189ZM235 68H234V67ZM236 66H239V68L238 67H236ZM241 66V67H240ZM249 66V68L247 69L248 70V72H250L251 73V67ZM125 67V68H124ZM142 67V68H141ZM174 67V68H173ZM178 67V68H177ZM189 68L190 70L188 71V69L187 68ZM194 67H192V69L194 68ZM232 67H233V69H232ZM124 68V69H123ZM149 68H151L150 70H151V72H150V70H148ZM155 68V69H154ZM167 69V73H166V69ZM170 68H172L174 71V73L176 74V75H174V73H172L171 72V70L170 71H168V69H170ZM176 68V69H175ZM225 68H227L228 69V71H226L225 72ZM241 68V69H240ZM251 68V69H250ZM258 68L256 69V70H258ZM261 68V69H262ZM126 69H127V72H126ZM147 69V70H146ZM153 69V70H152ZM161 69V70H160ZM178 69V70H177ZM180 69V70H179ZM234 69H240V70H238L239 72H237L236 74H233V76H232V78H231V76H229V73H231L232 71L231 70H234ZM252 69V70H253ZM122 72H121V71ZM142 70V71H141ZM154 70H156V71H154ZM164 70V71H163ZM187 71V73H186V71ZM250 70V71H249ZM119 71H120V73H119ZM138 71H140V73L138 72ZM145 73H144V72ZM161 71V72H160ZM163 71V72H162ZM231 71V72H230ZM254 71H253V73H254ZM124 72L127 74H124ZM132 74H131V73ZM144 74H143V73ZM148 73V75H146L147 73ZM150 72V73H149ZM152 72H153V74L155 73V75H154V79L152 78L153 76V74H152ZM164 72H165V75L167 76H169V74H173L172 76H171V78L172 79H175V76H176V79H175V81L174 80H170V76L168 77V80H166V76L164 75ZM169 72V73H168ZM177 72V73H176ZM247 72V73H248ZM114 73V74H113ZM136 73V74H135ZM141 73H142V75H141ZM184 73V74H183ZM239 73V74H238ZM113 74V75H112ZM135 74V75H134ZM152 74V75H151ZM162 74H163V76H162ZM179 74H182V75H184V76H182L181 77V75H179ZM187 74V75H188ZM107 75V76H106ZM116 75V77H114ZM123 75V76H122ZM126 75V76H125ZM139 75H141V76H139ZM144 75H146V77L148 76V78H150V80H148V79H146V77L144 76ZM149 75H150V77H149ZM178 75V76H177ZM228 75V76H227ZM236 75V76H235ZM239 75V76H238ZM242 75V76H241ZM245 75H247V76H245ZM248 75H250V76H248ZM258 75V76H257ZM106 76V77H105ZM109 76V77H108ZM162 76V77H161ZM165 76V77H164ZM209 76H211L210 78V80L211 81H209ZM252 76V77H251ZM112 77V78H111ZM118 77H120V78H122V79H120V78H118ZM126 78V79H123V78ZM135 77V78H134ZM137 77V78H136ZM139 77V78H138ZM143 77V78H142ZM144 77H145V83H146V85H145V83H144ZM159 77V78H158ZM178 77V78H177ZM184 77V82L185 81H187V79L189 78V76H187L188 78H185ZM223 77H224V79H223ZM230 77L231 78V80H230V78L228 79V78ZM262 77V78H261ZM58 78H59V76H58ZM103 78H105V79H103ZM110 78V79H109ZM118 80H117V79ZM131 78V79H130ZM165 79V81H163V82H165V83H163V82H161L160 80L161 79ZM225 78H227V80L225 79ZM235 78V79H234ZM258 78V79H257ZM109 79V80H108ZM128 79V80H127ZM141 80V83H140V80ZM154 81H153V80ZM156 79V80H155ZM178 79V80H177ZM214 79V80H213ZM96 80V81H95ZM106 80V81H105ZM123 80V81H122ZM124 80H125V82H124ZM130 80V81H129ZM131 80H133V81H135L136 83H140L139 85H141L142 83H143V85L144 86H141V87H139V88H142V89H144L145 90V88H146V90H145V92L142 90V89H140L141 90V92H142V94L139 96V98L140 99H142V100H144V101H142V100H140L139 98V100H140V102H139V100L136 102V101H134V102H136V103H134L133 101H129V104H128V101L126 102V105H128L129 106V109L128 108H126V110L128 109V111H124L123 112V110H121L122 109V107H121V105H120V103L121 102H119V109H118V107H117V105H116V103L119 101H117V99H116V101L117 102H115L113 99H111V91H112V93H113V90L114 89H117V88H114V87H118L119 88V86L121 85V88L123 87V84H124V87H123V89L124 88H130V87H137L138 86V84H136L135 85V82H134V84H133V86L131 85L132 83H133V81H131ZM138 80V81H137ZM146 80H148L149 82H146ZM171 82H170V81ZM57 81H58V79H57ZM119 81V82H118ZM126 81H128V82H126ZM150 81H151V83H150ZM159 81H160V83H159ZM168 83H167V82ZM179 81V82H178ZM227 81H229L228 83H227ZM111 82H112V84L114 83V82H117V83H114L115 85H117V86H114V85H111ZM122 82V83H121ZM124 82V83H123ZM153 82V83H152ZM155 82V83H154ZM182 82V84H187V83H189L190 84V82ZM103 83V84H102ZM162 84L160 87H159V84ZM172 84V85H167V84ZM93 84V85H92ZM101 84V85H100ZM126 84V85H125ZM181 84V83H180ZM189 84H187V85H189ZM206 84V83H205ZM229 85V87L228 86H225V85ZM109 85H111V86H109ZM128 85L130 86V87H128ZM151 85V86H150ZM169 87V89H168V87ZM127 86V87H126ZM146 86V87H145ZM150 87V89H149V87ZM164 86H166L165 87V89H164ZM170 86H171V88H173L174 87V89H171L170 88ZM86 87H88V88H86ZM101 87V88H100ZM109 87V88H108ZM151 87H152V89H151ZM163 89H162V88ZM180 87H176L177 89H176V91L177 90H181V88ZM91 88V89H90ZM138 88V87H137ZM166 88H167V90H166ZM86 89V90H85ZM87 89H88V91H87ZM90 89V90H89ZM105 89V90H104ZM111 91H110V90ZM131 89H133V88H131ZM135 89V88H134ZM23 90V89H22ZM25 90V89H24ZM31 92L30 94L31 95H29V91ZM39 90V91H38ZM147 90H149V91H147ZM156 90H157V92H156ZM161 90H162V92H161ZM164 90H166L165 91V93H164ZM170 90V93H168L167 91H169ZM212 90V91H211ZM86 91V92H85ZM102 91H104L103 93H102ZM175 91V92H176ZM20 92H21V94H20ZM36 92V93H35ZM80 92V93H79ZM105 92H106V95H108V96H106L105 95ZM110 92V93H109ZM149 92H151V94H152V97H151V95H149ZM26 93V94H25ZM147 93V94H146ZM155 93V94H154ZM174 93V92H173ZM7 94H8V96H7ZM24 94V95H23ZM36 94V95H35ZM80 94V95H79ZM81 94H82V101L79 99V97L81 96ZM104 96H103V95ZM110 94V95H109ZM144 94H145V97H144ZM153 94H154V96H153ZM157 94H159V95H157ZM164 94V95H163ZM168 94V95H167ZM209 94V93H208ZM28 95V96H27ZM89 97V98H87V96ZM96 95V96H95ZM101 95H102V97H101ZM142 95H143V97L144 98H141L142 97ZM147 95V96H146ZM210 95V94H209ZM9 96H11L12 98V100H10L9 99ZM30 96V97H29ZM75 96H77L76 98H75ZM106 96V97H105ZM110 96V100L107 102V100H106V98L107 97H109ZM148 96H149V98H148ZM164 98H163V97ZM208 96V95H207ZM211 96V95H210ZM210 96H208V97H210ZM17 97V98H16ZM28 99H27V98ZM97 97V98H96ZM103 97H104V99H103ZM155 97L157 98V99H155ZM162 97V98H161ZM15 98V99H14ZM25 98V99H24ZM68 98H70V100L68 99ZM77 98H78V100H77ZM81 98V97H80ZM85 98V99H84ZM92 98V99H91ZM158 98H160V99H158ZM8 99V100H7ZM27 99V100H26ZM34 99V100H33ZM71 99H73V100H71ZM77 101H76V100ZM98 99H99V102H98ZM108 99V98H107ZM28 100V102H26V104L28 105L29 104V101ZM88 100V101H87ZM91 100V101H90ZM103 100H106V104H104L103 105ZM111 100H113V102H111L110 104H109V102L111 101ZM147 100V101H146ZM150 100V102H148ZM160 102H158V101ZM248 100H249V102H250V104H249V102H248ZM8 101H10L11 103L9 104L10 106L8 107ZM74 101H76V102H74ZM81 101V102H80ZM86 101V102H85ZM157 103H156V102ZM78 102V103H77ZM88 102V103H87ZM96 102H98V103H96ZM103 102V103H102ZM142 102H144V103H142ZM148 102V103H147ZM154 102V103H153ZM54 103V104H53ZM61 103V104H60ZM66 103V104H65ZM76 103H77V105L78 106H76ZM82 103H84V106H83V110H85V108H87L86 110H88L89 109V107L91 106V107H94V108H92L91 109V107H90V109L88 110V112L89 111H91L92 110V114H87L88 112H86V110H85V112H86V114L85 115H87V116H89L90 117V119L87 117V116H82L81 117V113L80 112H78L77 114H79L80 115V117L82 118H79V117H76L77 119H75V118H72L71 119V117H73V116H70V114L71 115H73V112H75L76 110L78 111V109H79V111L81 110V105H83ZM87 103V104H86ZM92 103V104H91ZM115 104L116 105V107H115V105H111V104ZM131 103V104H130ZM142 105H140V104ZM154 104L155 105V103H156V105L154 106V109H155V107L156 106H159V108L157 107L155 110L152 108L153 107V105H151V104ZM159 103V104H158ZM6 104V106H4ZM12 104V105H11ZM25 104V103H24ZM59 104V105H58ZM71 104V105H70ZM86 104V105H85ZM88 104H90V106L88 105ZM97 104V105H96ZM135 105V108L136 109H134V106L133 105ZM139 104V105H138ZM143 104L145 105V107H147L148 109V111L147 110H144L145 109V107H143ZM147 104H148V106H147ZM150 104V105H149ZM19 105H20V107H21V105L24 107H19ZM57 105V106H56ZM70 105V106H69ZM88 105V106H87ZM103 105V106H102ZM112 107H111V106ZM132 105V106H131ZM164 105V104H163ZM0 106V107H1ZM65 106V107H64ZM76 106V107H75ZM80 106V107H79ZM107 106H109V107H107ZM131 106V107H130ZM139 106V111L141 110V113H142V111H143V114L145 115H143L142 116V114L140 113L139 115H137L136 113L138 112V109H137V107ZM150 106V107H149ZM5 107H8V109H10L8 112H7V108L5 109ZM11 107V108H10ZM14 107V108H13ZM52 107V108H51ZM56 107V108H55ZM71 107V108H70ZM103 107V108H102ZM108 108V110H107V112H106V109ZM144 108V109H140V108ZM220 107V108H219ZM19 108V109H18ZM51 110H50V109ZM65 108V109H64ZM73 108V109H72ZM78 108V109H77ZM98 108V109H97ZM112 108V109H111ZM149 108H150V110H149ZM21 109V110H20ZM63 109V110H62ZM68 109V110H67ZM98 111H97V110ZM101 109H104V110H101ZM115 109H116V111H115ZM133 109V110H132ZM6 110V112L8 113L5 117H7L6 119H3V121L5 122H3L2 120H1V118L3 117L2 116V114L3 113H5L6 114V112H4ZM43 110V111H42ZM53 110V111H52ZM113 110H114V112H113ZM117 110H118V113H120V114H118L117 113ZM130 110V111H129ZM135 110H136V112H135ZM155 112H154V111ZM20 111V112H19ZM97 114L98 112H100V111H104L103 113L102 112H100V113H98V114H101V115H96V117H95V113ZM97 111V112H96ZM112 111V112H111ZM146 111V112H145ZM151 113H150V112ZM23 112V111H22ZM68 112V113H67ZM83 112V111H82ZM110 112V113H109ZM130 113V115H129V113ZM2 113V114H1ZM20 113H21V115H20ZM31 112L30 113H28V114H32ZM54 113V114H53ZM67 113V114H66ZM70 113V114H69ZM109 113V114H108ZM134 113L136 114V116H134ZM191 113H192V115H194V113H195V111H194V109H192V111H191ZM262 113V114H261ZM37 114V115H36ZM69 114V115H68ZM77 114H76V112H75V114H74V117L75 116H77ZM83 115H84V112L82 113ZM103 114V115H102ZM106 114V115H105ZM118 114V115H117ZM121 114H127V117L124 115H121ZM133 114V116L135 117H133V116H131ZM61 115H62V117H61ZM78 115V116H79ZM140 115H141V117H140ZM152 115V116H151ZM191 115V116H192ZM20 116V117H19ZM25 118H24V117ZM36 116V117H35ZM51 116V117H50ZM103 116V117H102ZM106 116V117H105ZM122 116V117H121ZM29 117V118H28ZM33 119H32V118ZM66 117V118H65ZM69 117H70V119H69ZM87 117V118H86ZM98 117V118H97ZM114 117V118H113ZM124 117H126L127 119H125ZM131 117H133V119H131ZM138 117V118H137ZM139 117H140V120H138L139 119ZM144 117V118H143ZM149 117H151L152 119H148ZM65 118V119H64ZM79 118V119H78ZM114 120H113V119ZM147 118V120H145ZM245 118V119H244ZM10 119V120H9ZM21 119V120H20ZM25 119V120H24ZM36 119V120H35ZM67 119V120H66ZM85 119H87L86 121H85ZM90 121H89V120ZM92 119V120H91ZM96 119H98V121L96 120ZM119 119V120H118ZM127 120V121H125V120ZM136 120V122L134 123L133 121H130V120ZM32 120H34V121H32ZM52 120H54V121H52ZM58 120V121H57ZM63 120L65 121V123H70L71 122V124L70 125H67V124H65L64 122H63ZM82 120V121H81ZM83 120L85 121V122H83ZM113 120V121H112ZM116 120V121H115ZM129 120V121H128ZM145 120V121H144ZM209 120V121H208ZM26 121V122H25ZM31 121V122H30ZM61 121H62V124L64 123V125H62L61 124ZM76 121V122H75ZM80 121V122H79ZM89 122V123H87V124H85L86 122ZM93 121V122H92ZM105 121V122H104ZM106 121H107V123H106ZM118 121V122H117ZM120 121L121 122H123L122 124L120 123ZM142 121H144L143 123H142ZM148 121H151V122H148ZM72 122H75V123H72ZM79 122V123H78ZM92 122V123H91ZM98 122V123H97ZM111 122V123H110ZM138 122V123H137ZM244 122H246V120L244 121ZM2 123V124H1ZM11 123V124H10ZM32 123V124H31ZM50 123V124H49ZM56 123V124H55ZM59 123V125H57ZM80 123L82 124V125H80ZM85 125H84V124ZM109 123V124H108ZM119 123H120V126H119ZM129 126V125H131V126H127L126 124ZM129 123V124H128ZM134 124V125H132V124ZM34 124V125H33ZM36 124V125H35ZM73 124V125H72ZM112 124V125H111ZM116 124H117V128H116ZM145 124V125H144ZM153 124V125H152ZM193 124V123H192ZM191 124V125H192ZM244 125V126H242V127H244L245 129V139L243 140V143L242 144H240V147H238L239 146V144H238V146H235V145H233V147L231 148V150H233V148L235 149V147H236V150L235 151H231V152H229L230 150V147H231V142H230V138H229V136H230V133L231 132H233L234 130H235V127H239L240 125ZM69 127H67V126ZM80 125V126H79ZM87 125V126H86ZM106 125V126H105ZM114 125H115V127H114ZM121 125H122V127H121ZM126 127H125V126ZM138 125V126H137ZM7 126V127H6ZM51 126H52V129H51ZM54 126V127H53ZM61 126H63V127H61ZM70 126H71V128H70ZM75 126V127H74ZM78 126V127H77ZM90 128H92V129H90ZM119 126V127H118ZM162 126V125H161ZM190 126V125H189ZM206 126V127H205ZM245 126H247V129H246V127ZM19 127V128H18ZM62 128V129H59V128ZM67 127V128H66ZM72 127H74V129H72ZM83 127H85V129L83 128ZM135 127V128H136ZM197 128L194 124H193V126H191V127H187V128H185V130H188V131H190L191 133H192V131L194 130L195 132H196V129L195 128ZM263 127V128H262ZM15 128V129H14ZM17 128V129H16ZM44 128H45V130H44ZM53 128H58V130H59V132H57L58 130L57 129H54L53 130ZM77 128V129H76ZM80 129V131H79V129ZM82 128V129H81ZM87 128V129H86ZM189 128H191V129H189ZM69 129H71L70 131H68ZM118 129H120V130H118ZM125 129V130H126ZM133 129V128H132ZM154 129V130H153ZM159 129V130H158ZM53 130V131H52ZM61 130V131H60ZM65 130V131H64ZM67 130V131H66ZM75 130V131H74ZM86 130V131H85ZM88 130V131H87ZM117 130V131H116ZM131 130V129H130ZM130 130H129V132H130ZM157 130V131H156ZM184 130V131H185ZM230 130H231V132H230ZM36 131V132H35ZM48 131H50V132H48ZM63 131V132H62ZM72 131V132H71ZM82 131V132H81ZM122 132V133H120V132ZM154 131V132H153ZM166 133H164V132ZM175 131V132H174ZM183 131V130H182ZM188 131H186V133H184V134H186L187 136H191V133L190 132H188ZM193 131V132H194ZM248 131V132H247ZM43 132V133H42ZM48 132V133H47ZM66 132H67V134H66ZM75 133V135H74V133ZM88 132V133H87ZM156 132H157V134H156ZM161 132V133H160ZM178 132V133H177ZM228 132H229V134H228ZM3 133V134H2ZM53 133L54 134H57V136L56 135H53ZM71 133V134H73V135H69V134ZM86 133V134H85ZM117 133V134H116ZM119 133V134H118ZM143 133V134H142ZM154 133H155V135H154ZM189 133V134H188ZM84 134V135H83ZM121 134H123V135H121ZM127 134V133H126ZM158 134L161 136H158ZM178 134H179V137H177L178 136ZM257 134H259V135H257ZM60 135V136H59ZM83 135V136H82ZM119 135H121V137H120V139H119ZM157 135V136H156ZM186 135H184V136H186ZM194 135V133H192V136ZM42 136V137H41ZM46 136V137H45ZM163 136V137H162ZM173 136V137H172ZM175 136V137H174ZM186 136V137H187ZM227 136V137H226ZM71 137V138H70ZM124 137V136H123ZM153 137V138H152ZM155 137V138H154ZM156 137H157V139H156ZM181 137V138H180ZM257 137V138H256ZM122 138V139H121ZM192 138V137H191ZM229 138V139H228ZM253 138V140L251 141V139ZM124 139V140H123ZM144 139H145V141H144ZM188 139H190V137L188 138ZM228 139V141H226ZM256 139V140H255ZM41 140V141H40ZM115 140V141H114ZM120 140V141H119ZM158 140V141H157ZM255 140V141H254ZM163 141V142H162ZM254 141V142H253ZM45 142V143H44ZM49 142V143H48ZM119 142H120V144H119ZM122 142V143H121ZM161 142H162V144H161ZM179 142V143H178ZM223 142H225V143H223ZM230 143V145H229V143ZM245 142V143H244ZM188 144V145H191V144ZM197 143H199V144H197ZM248 143L250 144V145H248ZM116 144V145H115ZM227 144V145H226ZM10 145V146H9ZM244 145V146H243ZM105 146V147H104ZM159 146V147H158ZM171 146L172 147H174V148H171ZM177 146V147H176ZM224 146V147H223ZM235 146V147H234ZM242 146V147H241ZM245 146H247L246 147V149L248 150H246L245 149ZM251 146V147H250ZM99 147V148H98ZM108 149H107V148ZM161 147V148H160ZM167 147V148H166ZM179 147V148H180ZM225 149V147H226V150H227V148H228V151H226L227 152V154L229 155V156H227V154H226V157H228L227 159H225L224 157H223V155H222V153H224L223 152V150H221V149H223V148ZM5 148V149H4ZM7 148V149H6ZM111 148V149H110ZM114 148V149H113ZM166 148V149H165ZM219 148V149H218ZM252 148V149H251ZM102 149V150H101ZM165 149V150H164ZM170 149H172V150H170ZM251 149V150H250ZM6 150V151H5ZM109 150V151H108ZM179 150V149H178ZM114 151V152H113ZM157 151V152H156ZM169 151V152H168ZM245 151V152H244ZM105 152V153H104ZM111 152V153H110ZM165 152V153H164ZM225 152V153H226ZM229 152V153H228ZM250 152V153H249ZM103 153V154H102ZM116 153H118V154H116ZM158 153H160V154H158ZM232 153H233V155H232ZM246 153V154H245ZM115 154V155H114ZM141 154L143 155V156H141ZM156 154H157V156H156ZM167 154H169V155H167ZM216 154V155H215ZM218 154V155H217ZM221 154V155H220ZM243 154V155H242ZM160 155V156H159ZM232 155V156H231ZM108 156V157H107ZM112 156V157H111ZM116 156V157H115ZM164 156V157H163ZM168 156V157H167ZM170 156V157H169ZM220 156V157H219ZM224 156H225V154H224ZM250 156V155H249ZM14 157V158H13ZM222 157V159L224 158V160H222V159H220ZM120 158V159H119ZM213 158V159H212ZM215 158V159H214ZM217 158H218V160H217ZM156 159V160H155ZM165 159V160H164ZM169 159H167L166 160V162H169L170 163V161H171V159L169 160ZM240 159V160H239ZM14 160V161H13ZM114 160V161H113ZM230 162H229V161ZM235 160V161H234ZM161 161V162H160ZM222 161V162H221ZM237 161V162H236ZM160 162V163H159ZM163 162V163H162ZM227 164H226V163ZM242 162V165L241 166H243V161H241ZM112 165H111V164ZM115 163V164H114ZM231 163H232V165H231ZM240 163V164H239ZM102 164V165H101ZM163 164V165H162ZM180 164V163H179ZM182 164V163H181ZM180 164V165H181ZM116 165V166H115ZM118 165V166H117ZM137 165V166H138ZM156 165H158V166H156ZM231 165V166H230ZM162 166V167H161ZM166 166V167H165ZM224 166H225V169H224ZM227 166H228V168H227ZM240 166V167H241ZM103 167V168H102ZM165 167V168H164ZM171 167H173V166H171ZM170 167V168H171ZM239 167V166H238ZM182 168V167H181ZM57 169V170H56ZM77 169V170H76ZM227 169V170H226ZM107 170H108V172H107ZM113 170V171H112ZM116 170H118L117 171V173H116ZM154 170H155V172H154ZM165 170V171H164ZM169 170V169H168ZM172 170H174L173 168H172ZM171 170V171H172ZM187 170V171H186ZM225 170V171H224ZM229 170H230V168H229ZM12 171V172H11ZM20 171V172H19ZM170 171V170H169ZM169 171H167V172H169ZM154 173V175H153V173ZM157 172V173H156ZM226 172V173H227ZM6 173V174H5ZM16 173V174H15ZM53 173V174H52ZM106 173V174H105ZM110 173V174H109ZM161 175H159V174ZM164 173V174H163ZM172 173V172H171ZM171 173H170V177H171ZM203 173V174H202ZM224 173V174H223ZM55 174H57V175H55ZM151 174V175H150ZM157 174H158V176H157ZM7 175V176H6ZM20 175H21V177H20ZM162 175L164 176L163 178H165L164 180H162ZM166 175H168V173L166 174ZM57 176V177H56ZM116 178H115V177ZM152 176H153V179H152ZM7 179H6V178ZM104 179H103V178ZM156 177V178H155ZM201 177V178H200ZM12 178V179H11ZM48 178V179H47ZM81 178V179H80ZM113 178V179H112ZM154 178H155V180H154ZM198 180H197V179ZM221 178V179H220ZM11 179V180H10ZM109 179V180H108ZM116 179V180H115ZM157 179V180H156ZM169 179L170 178H168V180H166V181H169ZM185 179V180H184ZM196 179V180H195ZM200 179H201V181H202V184L200 183V187H198V182H200ZM77 180V181H76ZM153 182H152V181ZM161 180V181H160ZM172 180V179H171ZM204 180V181H203ZM7 181V182H6ZM80 181V182H79ZM96 181V182H95ZM105 181V182H104ZM180 181V182H179ZM76 182V183H75ZM100 182V183H99ZM155 182V183H154ZM159 182V183H158ZM160 182H162V183H164L165 185H163V184H161ZM197 182V183H196ZM218 182V183H217ZM75 185H74V184ZM85 183H88V184H85ZM105 183V184H104ZM116 183V184H115ZM157 183L158 184H160L159 186H161V185H163V186H161V187H165V190H167L168 192H169V194L167 195V196H169V197H166L165 195L161 198V200H162V202L163 203H161L160 201V199H159V203H161L160 205H161V207L159 208V206L158 205H156L158 208H159V211L156 209V208H153V207H156L155 206V202L157 201L158 202V200H157V198H156V201H155V192H153L154 190L155 191H157L156 190V188H159V186L157 185ZM172 183H173V181H172ZM8 184V185H7ZM95 184V185H94ZM113 184H111V185H113ZM204 184V185H203ZM31 185V186H30ZM74 185V186H73ZM105 185V186H104ZM172 185V184H171ZM189 187H188V186ZM97 186V187H96ZM102 186V187H101ZM167 186V185H166ZM196 186V187H195ZM202 186V187H201ZM9 189H8V188ZM19 187V188H18ZM25 187V188H24ZM26 187L28 188V189H26ZM32 187V188H31ZM35 187V188H34ZM72 187V188H71ZM92 187V188H91ZM198 187V188H197ZM25 189V190H23V189ZM68 188V189H67ZM173 188V190L171 191V189ZM199 188H202V189H199ZM35 191H33V190ZM70 189V190H69ZM154 189V190H153ZM161 189V188H160ZM200 191H199V190ZM21 190V191H20ZM27 190V191H26ZM31 190V191H30ZM66 190V191H65ZM161 190H163V188L161 189ZM14 191V192H13ZM25 191V192H24ZM102 191V192H101ZM150 191V192H149ZM185 191V192H184ZM209 191V192H208ZM18 192V193H17ZM23 192V193H22ZM187 192V193H186ZM191 192V193H190ZM198 192V193H197ZM208 192V193H207ZM2 193V194H1ZM19 193H21V194H19ZM99 193H101L100 195H99ZM151 193V194H150ZM165 193V192H164ZM171 193V194H170ZM185 195H184V194ZM205 193V194H204ZM5 194H6V196H5ZM23 194V195H22ZM147 194V195H146ZM189 194V195H188ZM32 195V196H31ZM148 195H150V196H148ZM5 196V197H4ZM18 196H19V198H18ZM21 196H23V197H21ZM101 196V197H100ZM146 196V197H145ZM148 196V197H147ZM154 198H153V197ZM191 198H190V197ZM206 196V197H205ZM21 197V198H20ZM62 197V198H61ZM69 197V198H68ZM100 197V198H99ZM185 197V198H184ZM202 197V198H201ZM28 198V199H27ZM89 198V199H90ZM148 198V199H147ZM151 198V199H150ZM168 198V199H167ZM187 199L188 201H187V203H189L190 202V204H189V206H188V204L186 203V200L184 201V199ZM190 198V199H189ZM206 198V199H205ZM3 199V200H2ZM7 199H9V200H7ZM17 199H18V202H17ZM73 199V200H72ZM96 199H98V200H96ZM103 199H102V201H103ZM147 199V200H146ZM177 199V200H176ZM201 201H200V200ZM7 200V201H6ZM12 200V201H11ZM23 200V201H22ZM69 200L71 201V202H69ZM150 200H151V202H150ZM187 204V205H184L185 203L183 202V201ZM191 200V201H190ZM199 200V202H197ZM66 202V206L68 205V207H66L67 209H68V211L69 210H71L70 212H68L67 213V215L68 216H65L66 214H64L65 212H66V209L64 210L65 212L63 213V212H61V211H63L62 209L65 207L64 205V202ZM90 201V200H89ZM97 201V202H96ZM101 201V202H102ZM153 201V202H152ZM155 201V202H154ZM181 201V202H180ZM5 202V203H4ZM61 202V203H60ZM96 202V203H95ZM182 202L184 203L183 205L184 206H180V205H182ZM104 203V202H103ZM152 203H154V205L152 204ZM159 203H157V204H159ZM178 203V204H177ZM62 204H63V208H62ZM95 204V205H94ZM100 204H102V203H100ZM57 206H59V207H61V208H59V207H57ZM92 206V208H94ZM153 206V207H152ZM186 206V207H185ZM96 207H97V209H96ZM181 207V208H183V207H185L184 208V211L182 212V211H180L179 210V208ZM187 207H188V209H187ZM60 209V212H59V209ZM146 208H147V210H146ZM151 208H153V211L155 210H157L156 211V213H154L152 210H151ZM58 209V210H57ZM174 209L177 211H174ZM178 209V210H177ZM187 209V210H186ZM56 210V211H55ZM93 210V215H95L96 213H94V212H96V211H94V209H92ZM145 210H146V212H145ZM148 210H151V211H148ZM182 210V209H181ZM189 210V211H188ZM54 211V212H53ZM186 211V212H185ZM59 212V213H58ZM113 212V211H112ZM112 212L110 213V210H109V213L110 214H112ZM143 212L147 215V216H145V217H148V215L150 216V214H152L151 216H150V218H151V221L148 219V218H145V219H148V220H146L145 221V219L143 218L144 217V215L145 214H143ZM152 212V213H151ZM175 212V213H174ZM180 212V213H179ZM182 212V213H181ZM186 213V216L187 215H189V217H188V220L186 219L187 217H184L183 215H182V217L181 216H179L178 215V217L177 216H175L177 213L178 214H183V213ZM187 212H189V213H187ZM17 215H16V214ZM48 213V214H47ZM53 213V214H52ZM58 213V214H57ZM64 214V216H63V214ZM113 213H115V210H114V212ZM184 213V214H185ZM193 213V214H192ZM14 214V215H13ZM44 214H46V215H44ZM61 214H62V217H60L61 216ZM110 214H108L107 213V211L105 212V214L101 217V219H100V217H98V218H95L96 220H93V222H97L98 223V225L101 227V228H105L104 230H103V232H106L107 233V231L108 230H106V229H108L109 227L107 226V224L109 225V226H111V223L113 224L114 222V220L112 221V219H113V215L114 214H112L111 216H109ZM142 214H143V217H142ZM170 214H175V215H170ZM49 215V216H48ZM97 215L98 214H96L95 216H93V219H94V217H97ZM191 215V216H190ZM193 215V216H192ZM16 218H15V217ZM54 216V217H53ZM155 216V217H154ZM172 216V217H171ZM177 217L176 219L177 220H175L173 217ZM239 216V215H238ZM65 217V219L63 220V221H61V219H63ZM71 217V216H70ZM108 217H111V218H108ZM179 217L180 218H182V219H179ZM184 217V218H183ZM53 218V219H52ZM59 218H60V222H59ZM169 218H172V219H169ZM193 221H191L190 219ZM15 219H17V220H15ZM109 219H111V221L109 220ZM179 219V220H178ZM195 220V222H194V220ZM240 219V218H239ZM16 221V223H15V221ZM130 220V219H129ZM145 222H144V221ZM172 220V221H171ZM181 220H182V222H181ZM191 222H190V221ZM209 220V219H208ZM67 221V220H66ZM71 220H69L68 222H70ZM99 221V222H98ZM103 221V222H102ZM149 221V222H148ZM176 221V223L174 224V223H172V222H175ZM177 221H179V222H177ZM183 221H185V222H187L188 221V224H190V225H188L187 223H183ZM54 222L56 223L55 225H54ZM110 222V223H109ZM172 224H171V223ZM183 223L184 225H185V227H184V225L183 226H180V225H182V224H179V223ZM209 223H211V221L209 220L208 221ZM12 223V224H11ZM49 223V224H48ZM97 223H95V224H97ZM177 223H178V225H177ZM195 223H197V224H195ZM16 224V225H15ZM130 224V225H129ZM173 226V229H174V225L175 226H177L176 228H177V230L176 229H174V231H173V229H172V227L170 226ZM6 225H7V229H6ZM20 225V226H19ZM114 225V224H113ZM107 228H106V227ZM165 226H170L169 228L171 229V231L169 230L168 232H170V234H167V233H165ZM17 228V230L19 229V231H21V232H23V234L22 233H18V232H16V228ZM54 227V228H53ZM167 227V228H168ZM183 227V228H182ZM8 228H9V230H8ZM22 228H24V229H22ZM166 228V229H167ZM168 228V229H169ZM22 229V230H21ZM28 229H31V230H28ZM42 229H44L45 231H43ZM53 229V230H52ZM8 230V231H7ZM2 231H4V232H2ZM133 231V232H132ZM161 231H163L162 233H161ZM167 231V230H166ZM182 231H183V233H182ZM16 232V233H15ZM28 232V233H27ZM32 232H35L34 234L32 233ZM43 232V233H42ZM45 232V233H44ZM173 232H174V234H173ZM25 233H27V234H29V236L27 235V234H25ZM30 233H31V235H30ZM186 233V232H185ZM184 233V234H185ZM191 233V232H190ZM190 233H189V235H190ZM4 234H6V236L4 235ZM9 234H11V235H9ZM15 234H17L16 236L18 237H20V238H16V236H14L15 238H13V235H15ZM20 234V235H19ZM22 234V235H21ZM173 234V235H172ZM184 234H183V237H184ZM35 235V236H34ZM43 235V237L41 238V236ZM51 235H52V237H51ZM25 236H28V238L26 239V237ZM32 236H33V240H32ZM105 236H106V234H105ZM108 236V235H107ZM162 236V235H161ZM7 237H8V239H7ZM25 237V238H24ZM34 237H35V239H34ZM126 238H127V236H126ZM162 238V239H163ZM182 238V237H181ZM0 239V240H1ZM7 239V240H6ZM10 239H12V242H10ZM19 239H20V242H19ZM25 239H26V241L27 240H29V241H25ZM6 240V241H9V244H6L4 241ZM23 240V241H22ZM32 240V241H31ZM35 240V241H34ZM54 240V241H53ZM163 240H165V239H163ZM169 240V241H170ZM192 243H194V241L195 240H193L192 238L191 239H189ZM47 241H48V243H47ZM190 241H188V244L189 243H191ZM1 242H2V244H3V242H4V244L2 245L1 244ZM22 242H25L26 243V245H25V243L23 244ZM29 242V243H28ZM157 242V243H156ZM195 242H197V241H195ZM41 243V244H40ZM50 243V244H49ZM54 243V244H53ZM22 246H21V245ZM53 246H52V245ZM156 244V245H155ZM180 244V245H179ZM196 244H198V243H195V244H189V245H187V247H189V251H192V252H195V250H200V249H198L199 247V244L198 245H196ZM55 245V246H54ZM125 245V244H124ZM123 245V246H124ZM170 245V246H169ZM175 245H176V247H175ZM184 245L185 244H183V248H184ZM3 246V247H4ZM18 246V245H17ZM24 246V247H23ZM48 246H49V248H48ZM159 246V247H158ZM164 246V245H163ZM178 246V247H177ZM197 246V247H196ZM18 247V248H19ZM23 247V248H22ZM53 247V248H52ZM156 247H158L157 249H156ZM191 247V248H190ZM195 247L197 248V249H195ZM38 248V247H37ZM124 248V247H123ZM175 248V249H174ZM182 248V249H183ZM9 249V248H8ZM44 249V250H43ZM48 249V250H47ZM1 250H3V248H1ZM1 250H0V252H1ZM19 250V251H20ZM46 250V251H45ZM169 250V249H168ZM194 250V251H193ZM5 251V248H4V250L2 251V252H4ZM20 251V252H21ZM48 251V252H47ZM51 251V250H50ZM125 251V250H124ZM125 251V252H126ZM8 252V251H7ZM22 252H21V254L19 253V255H22L21 257H20V260H15L14 262L15 263H19V264H26L27 263V259L25 260V258H22L24 255L22 254ZM45 252V253H44ZM125 252H124V257H123V260L124 259H126L125 258ZM126 252V253H127ZM155 252V253H156ZM191 252V253H192ZM174 253V252H173ZM41 254V256H43L42 258H41V256L38 258V256ZM158 254H157V260H158V263H159V261L161 262V261H163V257L164 256H160L161 258H162V260H159V256H158ZM170 254V255H169ZM142 255H146V257H144V261H143V259L140 261V262H137L139 259H140V257ZM151 255H153V257L151 258L150 256ZM169 256H171V257H169ZM25 257V256H24ZM27 258V257H26ZM160 258V259H161ZM24 259V260H23ZM138 259V260H137ZM156 259V258H155ZM40 260H41V262H40ZM43 260V261H42ZM149 260V261H150ZM157 260L155 261L154 260V258H153V260L151 261L152 263H155V264H158L157 263ZM177 260V259H176ZM180 260V259H179ZM125 261V260H124ZM143 261V262H142ZM155 261V262H154ZM167 261V259L165 260V261H163V263L164 262H166ZM169 261H167L166 263H164V264H171V262H169ZM106 262V261H105ZM104 262V263H105ZM142 262V263H141ZM147 262V261H146ZM17 263V264H18ZM148 263H150V262H147V264ZM162 263V262H161ZM162 263V264H163ZM189 263V262H188ZM187 263V264H188ZM109 264V263H108ZM151 264V263H150ZM160 264V263H159ZM190 264H194L193 263V261L192 262H190Z\"/></svg>",
	"mask_w": 264,
	"mask_h": 264
}]
</instances>
